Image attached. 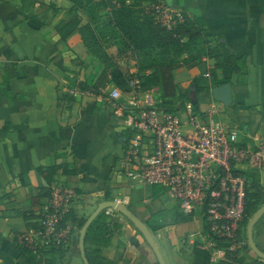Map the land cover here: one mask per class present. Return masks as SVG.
<instances>
[{
    "label": "crops",
    "instance_id": "crops-1",
    "mask_svg": "<svg viewBox=\"0 0 264 264\" xmlns=\"http://www.w3.org/2000/svg\"><path fill=\"white\" fill-rule=\"evenodd\" d=\"M131 3H139L155 15L162 7L174 17L192 20L198 16L215 55L221 54L222 42L245 61V73H233L229 81L222 71L217 72L219 81L232 85L233 101L226 105L212 96L222 86L213 83L210 73L216 59L184 55L172 72L175 99L184 101L182 122H186L185 110L191 104L200 112L214 111L225 128L243 131L245 139L264 141V0H129ZM76 7L75 0H0V264H33L26 251L39 264H60L66 256L72 258V264H83L75 253L85 221L101 203L125 197L129 210L151 230L166 264H196V246L209 250L213 259L216 246L206 235L202 217L178 222L189 217L164 188L139 186L126 177L128 133L111 107L101 101L102 94L93 92L105 65L87 49L80 33L63 38L59 28L76 17L79 28L90 25L111 62L141 77L147 92L164 99L160 70L140 71L137 56L127 50L123 53L118 40L110 35L98 34L96 28L109 21L108 9L99 11L93 3ZM199 78L207 81L208 89L197 91L195 80ZM74 88L81 92L78 97L70 93ZM115 88L110 84L106 91ZM60 187L76 194L70 206L75 221L63 227L70 249L27 248L23 237L39 230L52 193ZM114 217L123 231H114L112 244L103 249L102 256L113 264L148 262L140 253L149 250L143 236L121 214ZM257 225L254 239L264 252V216ZM157 226L163 229L153 232ZM212 259V264L225 260ZM232 264L264 261L243 249Z\"/></svg>",
    "mask_w": 264,
    "mask_h": 264
},
{
    "label": "built area",
    "instance_id": "built-area-1",
    "mask_svg": "<svg viewBox=\"0 0 264 264\" xmlns=\"http://www.w3.org/2000/svg\"><path fill=\"white\" fill-rule=\"evenodd\" d=\"M156 15L168 27L182 19L162 7ZM70 93L73 97L81 94L78 88ZM101 94V101L111 107L128 133L126 177L139 186L164 188L190 219L197 220L200 213L213 235L235 240L245 219L248 176L264 171V141L245 139L243 131L225 128L214 111L200 112L191 104L183 123L177 114L162 108L139 77L131 79L127 91L117 87L111 93L103 89ZM75 198L71 189L56 188L39 230L23 237L25 246L37 250L62 243V222ZM115 202L127 206L129 198ZM105 212L117 213L113 209ZM227 250L216 247L212 261L225 259Z\"/></svg>",
    "mask_w": 264,
    "mask_h": 264
},
{
    "label": "trees",
    "instance_id": "trees-1",
    "mask_svg": "<svg viewBox=\"0 0 264 264\" xmlns=\"http://www.w3.org/2000/svg\"><path fill=\"white\" fill-rule=\"evenodd\" d=\"M75 1L77 3L76 9L90 3L95 4L99 11L101 7L108 9L109 21L106 25H100L96 28L98 34H101V36L110 35L113 39L118 40L117 43L123 53L127 50L137 56L139 58L140 71L153 68L160 70L164 96L166 98L161 106L166 112L175 113L183 107V104L177 107L174 104L177 86L174 83L172 72L179 66L180 59L184 55L195 59L202 57L215 58L217 61L216 66L210 72L215 85H224L226 82L217 79L218 71L224 73L227 81H229L233 73H245V61L236 57L222 42H220V46L222 47L221 54L215 55L213 53L210 48V42L204 35L205 24L196 15H194L192 20L187 17L182 18V21L176 20L175 25L168 27L157 21L154 12L146 11L139 3L128 4L129 0ZM79 25L80 20L76 17L64 28H59V33H61L63 38L70 37L76 32L80 33L87 49L105 65L101 77L93 87V92L100 95L101 90L106 89L110 84H114L121 90L127 91L131 79L139 76L130 74L128 71H124L121 67L111 62L110 57L103 50L95 30L90 25L82 28H79ZM194 54L197 56H194ZM139 78L141 79V77ZM143 84L145 87L146 83L144 81ZM205 84H207V81L204 78L195 80L197 91L203 88L208 89L209 87L207 85L205 86ZM68 100L70 101V99ZM50 172H55V169L50 170ZM256 181L255 178H249L248 176L245 219L239 227L245 234H247L249 221L258 209L264 205V202L260 205L249 204L250 186L254 185ZM190 220V218H183L178 219V222ZM74 221V212L70 209L63 219L62 226L64 227L67 222ZM122 229L123 226L116 222L114 216L107 215L106 212L98 216L89 228L85 240L86 257L89 264H113L102 256V251L112 244L114 231ZM161 229H163V226H157L152 228V231L156 232ZM206 235L213 241L215 246L219 245L217 242L223 243L227 241L219 237L214 238L209 227ZM245 249L251 251L248 245ZM24 254L33 264H39L38 258L31 252L26 251ZM195 257L196 264H212V255L209 250L196 246ZM142 260L145 264H150L146 260ZM154 264H158V262L156 261ZM220 264H227V262L223 261Z\"/></svg>",
    "mask_w": 264,
    "mask_h": 264
},
{
    "label": "water",
    "instance_id": "water-1",
    "mask_svg": "<svg viewBox=\"0 0 264 264\" xmlns=\"http://www.w3.org/2000/svg\"><path fill=\"white\" fill-rule=\"evenodd\" d=\"M213 99L221 102L226 105L232 104L233 101V92H232V85L225 84L220 87L215 88L212 91ZM108 209H113L115 212L121 214L122 216L126 217L134 226L139 230V232L144 237L145 241L153 251L158 264H166L164 258L157 246L151 230L146 226V224L141 221L137 216H135L127 206L121 205L117 202H104L99 205L96 211L85 221L83 227L80 230L79 235V253L83 264H89L87 257H86V249H85V240L86 235L89 228L92 226L94 221L100 216L103 212ZM264 216V205H262L258 211L253 215L251 220L248 223L247 227V242L250 250L261 260L264 261V252L259 249L257 246L255 239H254V229L259 221Z\"/></svg>",
    "mask_w": 264,
    "mask_h": 264
},
{
    "label": "rangeland",
    "instance_id": "rangeland-1",
    "mask_svg": "<svg viewBox=\"0 0 264 264\" xmlns=\"http://www.w3.org/2000/svg\"><path fill=\"white\" fill-rule=\"evenodd\" d=\"M105 43L107 44V43H109V41L107 40V41H105ZM147 87L148 86L146 85L145 88L147 89ZM154 97L159 102L160 105H162V103H163L162 101L166 100V98H164V99L160 98L158 93L155 94ZM183 102L184 101L182 99H180V98L179 99H175L174 100L175 107L181 105ZM175 114H177L179 117H181L182 114H183V109H181L180 111L175 112ZM251 177L255 178L258 181V183L256 181V183L254 185L250 186L251 188H250V193H249L250 194V196H249V199H250L249 200V204L250 205L251 204L260 205V204H262L264 202V192H263L264 183L261 182V172L259 174L258 173L255 174L254 176H252V175L250 176L249 175V178H251ZM198 216H201V214L199 213ZM126 220L129 221L127 218H126ZM131 225L135 228V226L132 223H131ZM257 229H258V225L255 227L254 230H257ZM135 230H137L139 232V230L137 228H135ZM64 231H65V229H64ZM120 232L117 233L118 236H119ZM62 235L64 236V237L61 238L62 243H60L59 245H57L56 243L55 244L52 243V244H50L48 246H45L46 250L51 252V251L60 250L61 248L64 249V251H66V248L70 249V247L67 244V242H65V241H69V237L67 236V233L64 232V233H62ZM212 236L214 238H218L217 236H215L213 234H212ZM217 243L220 245V247H219V245L218 246L216 245L218 248H228V250L225 252L226 254H225V257H224L225 258L224 262H227V264H231V262H234L235 257L237 256V253L239 251L245 249L246 246L248 245L247 234H245V232L243 230L239 229L237 231V237H236L235 240H227L226 242H223V243H221V242H217ZM147 246H148L150 251L146 248V249L141 250L140 253L145 258H147V260H148V262L150 264H154L157 261V259H156L153 251L151 250V248L149 247L148 244H147ZM73 249L75 250V245H74ZM75 254H76V256L80 257L79 250H78V253H75ZM152 254H153V256H152ZM153 257H155V258L153 259ZM68 258L69 257L66 256L65 259H62L60 261V264H72L71 262H69V261H72V258H71V260H69ZM56 263L58 264L59 262L56 261Z\"/></svg>",
    "mask_w": 264,
    "mask_h": 264
}]
</instances>
